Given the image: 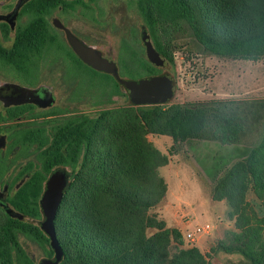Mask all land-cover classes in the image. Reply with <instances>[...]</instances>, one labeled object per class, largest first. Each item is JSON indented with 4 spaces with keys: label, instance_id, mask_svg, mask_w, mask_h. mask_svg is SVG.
<instances>
[{
    "label": "trees",
    "instance_id": "1",
    "mask_svg": "<svg viewBox=\"0 0 264 264\" xmlns=\"http://www.w3.org/2000/svg\"><path fill=\"white\" fill-rule=\"evenodd\" d=\"M54 1L59 0L49 2ZM64 3L63 7L68 6ZM137 6L147 15L155 48L169 61L176 33L182 30H188L205 51L217 56L249 60L264 56V0H138ZM50 7L47 4L46 13ZM44 41L48 49L55 46L81 67L86 66L40 18L17 26L11 47L0 45V56L12 58L22 45ZM127 50L137 52L129 41L122 40L121 65L125 60L133 73L140 68L153 70L137 53L136 64ZM251 126L258 128V134L248 151L216 168L212 175L211 198L225 201L234 229L211 251L240 254L245 264H264V98L167 105L130 101L101 109L96 115L80 114L70 129L56 136L47 162L63 163L71 170L54 217L62 249L58 264H211L195 246L172 249V240L181 243L179 230L167 227L150 212L166 193L158 168L169 158L147 135L170 136L173 152V145L189 139L239 144ZM43 180L31 178L18 189L14 202L23 213H40L37 199ZM249 192L258 201V209L247 200ZM150 228L154 232L148 233ZM16 230L48 242L37 226L13 216L6 204L0 205V264H15V251L21 250Z\"/></svg>",
    "mask_w": 264,
    "mask_h": 264
},
{
    "label": "rangeland",
    "instance_id": "2",
    "mask_svg": "<svg viewBox=\"0 0 264 264\" xmlns=\"http://www.w3.org/2000/svg\"><path fill=\"white\" fill-rule=\"evenodd\" d=\"M49 1L0 0L2 47H11L17 26L40 18L50 31L58 34L66 49L86 64L81 67L55 46L48 49L46 41L35 46L22 45L12 58L0 56V200L13 216L37 226L48 238V242L38 241L16 230L21 250L15 251V264H42L54 258L49 237L42 228L46 218L45 191L51 178L62 174L66 186L71 178V170L65 164L47 163L53 154L54 139L70 129L82 113L96 115L101 109L129 104L126 81L149 76L169 78L172 95L162 105L216 98H264V56L258 60L217 56L205 51L188 30H182L176 33L169 61L155 48L147 28V15L139 11L138 0ZM64 1L68 6L63 7ZM47 4L51 5L49 13L45 12ZM72 38L111 69L102 70L86 63L75 50ZM122 40L129 41L137 51L127 50L131 59L137 64L139 56L152 66L151 72L140 68L133 73L125 60L121 65L118 55ZM150 51L161 62H155ZM12 91L17 97L6 100ZM257 134L258 128L251 126L240 143L232 146L214 140L189 139L173 145V152L170 136L147 135L154 146L172 159L170 165L158 168L164 180L173 182L172 201L180 209L181 243L176 245L172 240V249L195 246L211 264L246 263L240 254L211 251L218 240H224L226 233L234 229L233 221L226 215L225 201L211 198L212 175L216 168L245 154ZM31 178H44L37 199V216L23 213L14 202L18 189ZM246 197L259 208L252 193ZM204 224L209 225L208 232L193 240L185 237L194 226ZM152 232L153 228L148 229V233Z\"/></svg>",
    "mask_w": 264,
    "mask_h": 264
},
{
    "label": "water",
    "instance_id": "3",
    "mask_svg": "<svg viewBox=\"0 0 264 264\" xmlns=\"http://www.w3.org/2000/svg\"><path fill=\"white\" fill-rule=\"evenodd\" d=\"M73 40L75 50L86 63L102 70L111 69L110 65L91 54L87 48L81 46L75 39ZM149 54L155 62H161L152 51ZM124 85L131 101L135 104H161L172 95L171 80L165 76H149L137 80H128ZM65 186L66 179L62 174L59 178H51L47 184L43 202L46 218L42 223V228L49 237L50 245L54 251V258L52 261L42 264H58L62 257V249L56 237L54 217Z\"/></svg>",
    "mask_w": 264,
    "mask_h": 264
},
{
    "label": "crops",
    "instance_id": "4",
    "mask_svg": "<svg viewBox=\"0 0 264 264\" xmlns=\"http://www.w3.org/2000/svg\"><path fill=\"white\" fill-rule=\"evenodd\" d=\"M171 162H172V159L169 158V163L165 165H170ZM166 184H167V189H166V193L164 197L161 199V201L157 205L151 208L150 212L156 213L158 217L163 219L167 227H174V228L179 229L178 225L181 224L180 217L178 216L180 209H178L177 205L179 204L175 205L174 202L172 201L174 185H173V182L169 180L166 181ZM178 193L180 192H177V194ZM177 198H179V195L177 196Z\"/></svg>",
    "mask_w": 264,
    "mask_h": 264
},
{
    "label": "built area",
    "instance_id": "5",
    "mask_svg": "<svg viewBox=\"0 0 264 264\" xmlns=\"http://www.w3.org/2000/svg\"><path fill=\"white\" fill-rule=\"evenodd\" d=\"M209 225L204 224V225H196L194 228L191 230L187 231L185 233V237L189 240H193L197 237V235L203 233V232H208L209 231Z\"/></svg>",
    "mask_w": 264,
    "mask_h": 264
},
{
    "label": "flooded vegetation",
    "instance_id": "6",
    "mask_svg": "<svg viewBox=\"0 0 264 264\" xmlns=\"http://www.w3.org/2000/svg\"><path fill=\"white\" fill-rule=\"evenodd\" d=\"M13 94H14V91L10 92V95L6 96V100L11 101V100L15 99L16 95H13ZM3 204H5V202L0 200V205H3Z\"/></svg>",
    "mask_w": 264,
    "mask_h": 264
}]
</instances>
